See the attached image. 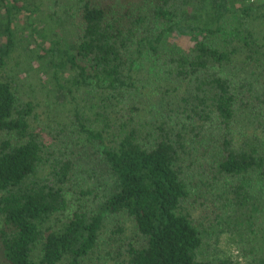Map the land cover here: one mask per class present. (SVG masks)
<instances>
[{"label": "trees", "instance_id": "obj_1", "mask_svg": "<svg viewBox=\"0 0 264 264\" xmlns=\"http://www.w3.org/2000/svg\"><path fill=\"white\" fill-rule=\"evenodd\" d=\"M0 264H264V0H0Z\"/></svg>", "mask_w": 264, "mask_h": 264}]
</instances>
